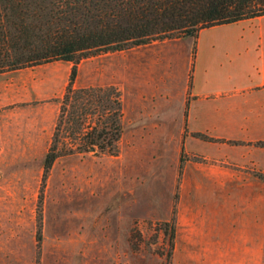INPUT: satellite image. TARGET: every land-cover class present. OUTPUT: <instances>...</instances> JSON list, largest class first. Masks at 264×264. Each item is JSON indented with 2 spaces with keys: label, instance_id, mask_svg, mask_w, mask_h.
Returning <instances> with one entry per match:
<instances>
[{
  "label": "rangeland",
  "instance_id": "1",
  "mask_svg": "<svg viewBox=\"0 0 264 264\" xmlns=\"http://www.w3.org/2000/svg\"><path fill=\"white\" fill-rule=\"evenodd\" d=\"M137 47L0 73V264H264V172L187 148L175 102L147 116L128 92L125 109ZM74 64L75 87L119 90V150L64 153L45 170ZM189 66L172 62L174 89Z\"/></svg>",
  "mask_w": 264,
  "mask_h": 264
},
{
  "label": "trees",
  "instance_id": "2",
  "mask_svg": "<svg viewBox=\"0 0 264 264\" xmlns=\"http://www.w3.org/2000/svg\"><path fill=\"white\" fill-rule=\"evenodd\" d=\"M260 15L264 0H0V73L52 60L76 63L95 52L156 40L196 38L203 28ZM75 76L74 64L44 156L45 170L64 153L95 147L97 154L117 155L119 150V90L75 87ZM256 143L264 146V141ZM259 176L264 179V173Z\"/></svg>",
  "mask_w": 264,
  "mask_h": 264
},
{
  "label": "crops",
  "instance_id": "3",
  "mask_svg": "<svg viewBox=\"0 0 264 264\" xmlns=\"http://www.w3.org/2000/svg\"><path fill=\"white\" fill-rule=\"evenodd\" d=\"M171 43L176 48L166 51ZM134 50L129 65L133 68L126 76L125 109L128 92L130 109L143 110L147 116L175 102L176 120H181L176 127L185 125L187 148L244 173L264 172V147L255 144L264 141V15L203 28L195 39H164ZM183 58L191 68L184 84L174 89L170 84L175 76L172 62ZM135 79L138 88H134ZM251 220L259 221L258 216ZM234 221L239 222L238 216Z\"/></svg>",
  "mask_w": 264,
  "mask_h": 264
}]
</instances>
